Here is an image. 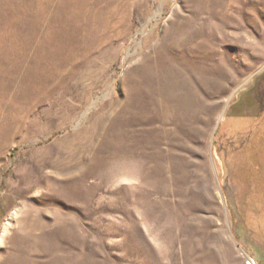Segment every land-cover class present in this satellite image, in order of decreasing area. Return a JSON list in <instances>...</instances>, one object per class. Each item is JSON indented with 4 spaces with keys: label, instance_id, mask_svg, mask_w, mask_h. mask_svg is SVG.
I'll use <instances>...</instances> for the list:
<instances>
[{
    "label": "rangeland",
    "instance_id": "374dc122",
    "mask_svg": "<svg viewBox=\"0 0 264 264\" xmlns=\"http://www.w3.org/2000/svg\"><path fill=\"white\" fill-rule=\"evenodd\" d=\"M249 261L264 0H0V264Z\"/></svg>",
    "mask_w": 264,
    "mask_h": 264
},
{
    "label": "bare ground",
    "instance_id": "6f19581e",
    "mask_svg": "<svg viewBox=\"0 0 264 264\" xmlns=\"http://www.w3.org/2000/svg\"><path fill=\"white\" fill-rule=\"evenodd\" d=\"M7 230H8V225L5 226L4 234H6Z\"/></svg>",
    "mask_w": 264,
    "mask_h": 264
},
{
    "label": "built area",
    "instance_id": "2783aa9c",
    "mask_svg": "<svg viewBox=\"0 0 264 264\" xmlns=\"http://www.w3.org/2000/svg\"><path fill=\"white\" fill-rule=\"evenodd\" d=\"M252 262L255 264V262H254V261H249V264H253Z\"/></svg>",
    "mask_w": 264,
    "mask_h": 264
}]
</instances>
